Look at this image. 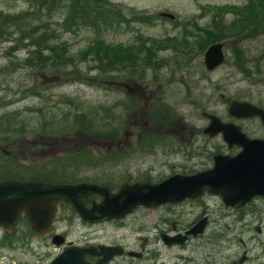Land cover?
<instances>
[{"label": "rangeland", "instance_id": "rangeland-1", "mask_svg": "<svg viewBox=\"0 0 264 264\" xmlns=\"http://www.w3.org/2000/svg\"><path fill=\"white\" fill-rule=\"evenodd\" d=\"M108 2L120 9V12L122 10L125 18H128L130 10H135L146 12L154 18V21L148 24L130 22L128 25L127 22H122V25L109 31H102L99 35L93 30L81 31L77 35L70 36L61 34L59 40L68 44V55L83 53L86 60L89 57L87 61L92 60V63L86 62L79 66L83 70L94 64L95 50L89 48L93 42L94 46L102 45L103 48L111 50V58L115 56L116 48L122 52H118L116 57L149 56L148 60L155 61L158 66L156 72L148 76L152 79H149L147 85H143L135 96L123 87L120 90L116 89V92L109 90L115 89L113 84H117L120 80L109 72L107 83L102 88L85 84L60 85L58 80L46 90L44 85L51 83L55 78L37 74L35 77L26 76L24 69L27 66L21 68L22 63H20L25 57V52L7 55L4 49L10 44H0V97L8 102L5 108L0 109V116L5 114L4 116L8 117L14 114L18 121H24L23 135L26 136L16 142L13 139L17 138V135L12 137L13 131H11L6 137L12 138L3 143L9 148L4 146L2 148L12 156L21 158L22 155L29 153L34 145L37 147V154L46 155V160L55 159L54 155L72 152L79 146L94 150L96 155L98 153L108 155L112 151H130L133 153L131 159L126 161L123 159L118 165L105 163L107 156L99 155L95 157L94 174L91 170L84 174L95 176L100 172L104 174L111 172L117 175L119 183L121 180L131 182L141 178L152 181L162 179L171 173H176L182 167L190 168L193 165L203 164L208 150L219 148L224 151L219 138L206 141L201 134L205 121L200 118V113L209 111L217 115H226L227 103L233 99L248 101L264 108V24H257L255 31L245 33L246 38L243 40H236L230 36L237 25L243 22L247 24L256 11L264 10V0H108ZM26 9L23 0H0L1 11L19 13ZM216 10H220L219 20L226 26V30L221 35L225 62L215 71L207 73L202 65V47L215 42L213 38L217 34L213 28L214 24L216 25L214 21ZM161 14L172 15L174 19L169 21L161 18V20L159 18ZM60 18L61 16L58 15L55 20ZM233 25L235 27H232ZM86 50H90L89 53ZM126 50H131L130 54ZM11 62L17 65L11 68ZM92 74L91 72L90 75ZM124 83L132 85L130 81ZM19 86L35 87L37 90L44 86L45 88L38 92L46 98V102L43 103L36 95L21 98L23 94L19 93L22 90L18 89ZM13 92L15 95L10 96ZM66 98L81 103L75 106L82 105L84 108L103 106L109 110H112L118 101L125 104L129 102L123 114L119 105L114 108V115L106 112L107 126L113 128L104 140L102 134L99 135L101 129L98 126L99 119L89 110L87 113L91 114L93 128L90 135L73 136L72 132H68L71 129V121L63 125L64 131L60 135L50 134L55 127L47 124L46 138L37 136L34 132L31 134V131L39 130L37 110H42L46 118L59 116L61 110H67L64 104ZM243 126L255 136L264 133L254 122L243 123ZM2 132L4 135L5 129ZM152 136L177 138L180 142L188 144L192 142L191 146L199 155L188 160L179 150L176 153H165L156 151L158 148H155L152 149V153L137 152L138 148L142 150L141 144ZM1 151L0 149V162H4L5 154ZM71 162L75 164L74 161ZM1 174L5 175L8 172L1 171ZM213 202L215 201L212 200L209 204L214 205ZM142 213L143 211L139 210L129 219L140 220ZM147 214H150L151 218L153 211L149 210ZM263 216V212H259L257 216L245 218L236 225H228L229 220L216 224L218 215L217 212L212 211L209 234H218L222 229L226 238L230 240L229 243H225L219 249L204 243L202 248L195 251L190 244H187L188 246L183 250H162V252L170 257L177 256L174 258L176 263H180V260L185 262L189 258L200 261V258L206 256L202 262L213 260L216 264H224L238 258L241 251H246L247 264H264V219L261 218ZM128 223L132 224V221L129 220ZM226 225L231 229L236 227L237 232L225 230ZM256 227L259 228V233L255 231ZM91 229L82 226L78 221H73L71 224L66 222L61 225L59 231L66 234L67 241L76 245L94 243L97 240L106 243L114 241L115 236L112 233L116 229L114 225L107 224L101 227L99 236L87 234ZM128 234L129 232H119L115 238L116 240L125 238ZM132 235L136 237L135 234ZM238 239L245 245L237 243ZM42 246L44 245L35 242L29 249L13 253L15 261L18 263L28 261L34 264V258L39 256L35 255L36 253L45 254L46 259L49 258L54 252L52 247ZM207 252L210 253L211 260L207 258Z\"/></svg>", "mask_w": 264, "mask_h": 264}, {"label": "water", "instance_id": "water-1", "mask_svg": "<svg viewBox=\"0 0 264 264\" xmlns=\"http://www.w3.org/2000/svg\"><path fill=\"white\" fill-rule=\"evenodd\" d=\"M162 17L172 18L162 14ZM222 44L209 46L203 56V63L211 71L223 62ZM228 113L235 118L258 117L264 125V113L248 103L231 102ZM209 125L205 133L210 136L221 134L230 148H241L235 156L214 155L213 167L191 176L174 175L158 185L139 184L123 186L112 195L108 190L94 185H56L41 182H0V225L10 229L20 212H24L33 229L48 231L50 218L57 202L71 203L81 220L88 223L120 218L138 205L157 206L176 203L185 199H196L203 194L218 195L227 206L243 205L251 197H264V141L249 140L230 123H221L211 115H205ZM90 194L103 197L101 204L87 210L80 199ZM97 213L98 216H93ZM200 225H203L201 223ZM9 226V228H8ZM189 233V232H188ZM196 235L198 227L191 230ZM175 239L166 242L174 243ZM64 243L61 236L52 239L54 246ZM112 249L92 247H67L50 264H88L86 256L103 255V263L111 256Z\"/></svg>", "mask_w": 264, "mask_h": 264}, {"label": "trees", "instance_id": "trees-1", "mask_svg": "<svg viewBox=\"0 0 264 264\" xmlns=\"http://www.w3.org/2000/svg\"><path fill=\"white\" fill-rule=\"evenodd\" d=\"M26 4L27 9L23 12L12 13L4 12L0 10V44L9 43L4 51L7 55H12L18 52H25V57L21 60L22 66H27L24 69L26 76L35 77V74L41 76H48L55 78L54 81L59 80L60 85H70V84H85L92 87L102 88L104 84L107 83V74L115 68L112 65H117L120 63L119 68L122 70H136L134 68L137 62V55L129 56L128 58L116 57L118 48H116L115 56L111 58V50L103 48L102 45L94 46V42L91 44V49L95 50V60L94 64L88 66L87 69L83 70L80 65L84 63H92L89 57H86L83 53L77 55H68V44L61 42L59 40L62 35H77L81 31L93 30L97 35L102 31H109L118 25H122V22L138 23H152V16L146 15L143 12H138L135 10H130L128 18L122 15V10L116 8L113 4H110L108 0H23ZM257 12V11H256ZM254 13L250 18L249 22L245 24L244 22L237 25L236 29L230 34L236 40H243L246 38L245 33L250 31H255L257 29V24H264V10L261 12ZM220 10L214 12V24L213 30L216 32L217 36L213 38L215 42H221L223 31L226 30L225 24L219 20ZM61 16L59 20H55L56 16ZM241 20V19H240ZM232 27H235L234 25ZM231 27V28H232ZM95 35L96 38L97 35ZM225 35V34H224ZM94 37V36H93ZM208 44L202 47L205 49ZM89 53L90 50H86ZM130 54L131 50H126ZM85 58V60H84ZM116 58V59H115ZM123 58V59H122ZM17 63H10V67H15ZM91 67V68H89ZM89 68V69H88ZM124 70V71H125ZM127 71V72H129ZM1 72V71H0ZM93 73L90 75V73ZM137 78H141V74L136 72ZM48 84V83H47ZM47 84L44 86L47 87ZM41 86L38 90L35 87L23 88L19 86V93H22V97L29 95H36L40 98L43 103L46 102V98L39 93L40 89L45 87ZM17 93V92H16ZM15 95L11 93L10 96ZM64 104L67 106V110H61L59 116H53L57 121L52 122L50 118H46V115L42 113V110H37V129L33 132L42 138H46V124L55 126L56 128L62 127L67 121H71V129L68 132H72L73 136L78 134H88L93 129L91 126V114L87 111H91L99 119L98 126L101 127L99 130V135L104 134L107 130L106 112L110 115L112 111L103 106H90L84 108L82 105L75 106L73 100L66 98ZM8 105V102L4 101L0 97V109H3ZM0 116V134H3L5 129V134L13 131L12 137L17 135L25 138L23 135L24 121H18L11 114L8 117ZM20 127V128H18ZM3 128V129H1ZM18 128V129H17ZM51 130L52 134L62 133L59 129ZM64 131V130H63ZM66 132V133H68ZM2 140H6L3 135H1ZM71 159L72 157H68ZM23 172L18 173L16 176L19 178H26L22 175ZM29 176L27 178L33 180H41L36 176V174L25 172ZM4 176H11L10 174H5ZM40 178V177H39ZM48 181V180H46ZM71 179L69 182H73Z\"/></svg>", "mask_w": 264, "mask_h": 264}, {"label": "flooded vegetation", "instance_id": "flooded-vegetation-1", "mask_svg": "<svg viewBox=\"0 0 264 264\" xmlns=\"http://www.w3.org/2000/svg\"><path fill=\"white\" fill-rule=\"evenodd\" d=\"M156 70L147 68L145 73L148 75L151 73H155ZM152 78H145L144 81H148ZM125 79L124 82H126ZM128 81H130L128 79ZM122 83L120 85L124 86L129 93L133 94V96L138 95L142 88L139 91L132 89H128L126 85H130L129 83ZM119 85V86H120ZM147 85V84H144ZM264 139V138H263ZM206 141H209L208 139ZM178 143L181 145L180 148L181 154L186 157L184 152L185 147L188 145L187 142H180L177 138H167L166 136H152L145 142L141 144L142 149H155L156 151H164L165 153L170 151L169 146ZM142 154L148 153V151L140 150L138 148L137 152ZM209 151V150H208ZM207 157L203 164H199L197 166L193 165L192 167H182L179 171L193 174L196 172H201L209 167V158L208 152L206 153ZM133 155L130 151H112L109 153V156H112V161L115 159L119 161H123V159L130 160ZM206 162V163H205ZM98 175V176H97ZM95 185L107 188L111 193H117L119 186L123 183L117 182L119 178H117L116 174L109 173H97L96 176L93 175ZM101 179L102 181H99ZM142 179V178H141ZM158 180V179H157ZM157 180H145L150 184H154ZM213 202L214 205H210V202ZM101 201V197L98 195H90L82 199L83 204L86 208H89L93 203H99ZM218 203V204H216ZM264 207V203L261 205ZM250 208V207H249ZM248 208V209H249ZM234 207V209H227L223 207L220 202L213 197L204 196L196 201H183L174 205H165L163 207L157 208L153 211V215L151 218L150 214H147L146 209H141L143 211L141 215V219H129L125 218L123 221L112 220L104 224H93L91 225V231H88L87 234H91L93 236H99L101 233V227L110 224L114 225L116 229L112 231L115 237L118 236L119 232H129L128 236L125 238H120L116 240L114 237L113 242H101L99 240L95 241L93 246L97 245H106L109 247H114L119 249V255L113 256L105 264H213L215 263L211 260V255L207 252V258L211 260V262H202L206 258H200V261L194 259H186V261L180 260V263H176L175 259L177 256L166 255L162 252V250L171 251V250H183L190 244L192 246V250H198L202 248V245L206 243L208 246L215 247L217 249L222 248L225 243H229L230 240L226 238L225 231L220 229L218 234L212 233L209 234L210 228L212 225V219L210 217V213L212 211L217 212L218 219L217 223H223L224 220H229L228 225H236L239 224L243 219L248 217H255L250 212ZM258 209V208H257ZM72 211L69 207L63 204H57L54 212V216L52 219V233L58 232L61 225H63L64 221L70 217ZM22 217V215H20ZM19 217V218H20ZM131 220L132 224H127V221ZM200 221V222H199ZM15 224V232L13 235L14 238L19 239L23 236V232L21 229L17 228L19 226V221ZM203 223V225H200ZM226 223V224H227ZM84 226H88L82 223ZM139 225V227H137ZM135 226V227H134ZM198 227V233L194 235L193 233L187 235L186 233L193 228ZM225 230L229 232H237V228H229V226H225ZM256 232L259 233L260 230L258 227L255 228ZM2 229H0V241L7 243V237ZM132 234H135L134 237ZM164 237H177V240L184 239V243L181 245L173 244L171 246H167L164 244ZM180 237V238H179ZM237 243L242 246L245 245L242 240H237ZM14 244H11L13 246ZM101 259V257H89L87 260L90 264H96L97 261ZM248 256L246 251H241V254L238 258L224 264H247ZM216 264V263H215Z\"/></svg>", "mask_w": 264, "mask_h": 264}, {"label": "bare ground", "instance_id": "bare-ground-1", "mask_svg": "<svg viewBox=\"0 0 264 264\" xmlns=\"http://www.w3.org/2000/svg\"><path fill=\"white\" fill-rule=\"evenodd\" d=\"M26 69V68H25Z\"/></svg>", "mask_w": 264, "mask_h": 264}]
</instances>
